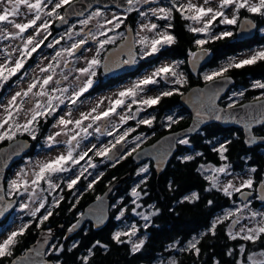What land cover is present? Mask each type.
<instances>
[{
  "label": "snow or ice",
  "instance_id": "6c2138e0",
  "mask_svg": "<svg viewBox=\"0 0 264 264\" xmlns=\"http://www.w3.org/2000/svg\"><path fill=\"white\" fill-rule=\"evenodd\" d=\"M93 2H97V0H93ZM81 3L82 0H0V40L20 41V44L15 47L9 43L0 48V101L6 98V102H0V142H12L16 140L18 134H27L31 140L38 141L43 124L53 119L52 127L57 129L44 137L42 144V147L49 151L56 150V155L35 163L31 160L26 161L25 165L21 166L19 171L15 173L14 178L6 180V187L5 177L0 172V217H3L14 205H18V210L30 217L27 221L20 217L22 223L14 230L7 231L5 228L0 231V261H9V264H50L49 261L42 258L46 253L40 249L27 250L29 253L34 251L36 257H41L39 260L29 259L27 254L23 257L14 258V249L21 243V238L25 236L33 224L37 228L43 226L53 215V209L59 207L60 202L64 200V196L60 195L58 199L53 197L49 201V196L52 193L57 190L63 191L62 185H66L67 189L71 190L77 186L82 177L87 179L85 173L88 176L92 175L88 169H96L97 164L93 163V158L89 156L90 152L96 157L113 159L116 155L113 150L116 149L117 145L123 146L126 138L130 133L135 132L136 128H126L122 133L115 135L114 140L100 147L92 144L86 150H81L82 141L88 140L94 135L97 138L113 136L114 132H117L121 126L128 124L130 120L135 121L137 126L145 125L151 128L156 117L149 114L142 118L141 114L158 105L165 97L177 93L182 95L176 86L187 83L184 73L180 70L182 62L162 64L155 67L150 74L137 78L130 86L118 90L114 97L106 98V101L101 99L90 111L81 112L78 119H72L73 106L82 102L81 97L96 84L95 78L99 68L103 67L107 73L123 65H135L138 59L150 61L152 57L163 55L167 49L177 43V36L173 31L175 27L173 21L177 14L180 19L187 22L185 24L187 31L198 37L194 40L197 51L190 53L194 62H199V60L212 55V49L208 47L210 43L233 39L237 36L236 32L229 30V26L238 24V21L241 20L242 11L252 16L264 18V0H124L123 5H117L118 8L123 7V14L112 12L110 17L106 11L107 5L97 6L93 9V4L88 3L86 8L77 9L76 5ZM88 9L93 10L88 11ZM61 10L64 14H61ZM131 13H136L140 18L135 34H133L130 26L125 25ZM70 15L81 17L77 21L80 26L79 30H76V24H73L58 39L45 44L48 37L52 35V24L55 21H59L62 25L68 24V16ZM22 16L24 19L18 20ZM122 25L126 26L127 35L123 31H117ZM220 26L224 27L221 28ZM256 27L257 25L252 19L245 17L240 24V31H248ZM29 29L32 31L29 32ZM260 31L264 32V28H261ZM42 32L46 35L42 39H37ZM110 33L112 34L110 35ZM65 38L73 42L70 46L55 51L51 61L45 66L37 65L38 74L34 75L31 81L27 83L26 88H21L7 97L2 95L5 92H11V83L18 84L25 77H28L29 69L25 66L33 58V54L41 48V45L54 49ZM117 40L124 42L120 46V51L126 49L128 58L112 61L111 55L104 56L102 64L101 53L106 50L107 45H113ZM90 42L94 43L96 47L94 54L88 58L83 53L91 51L87 47ZM249 53L243 55L242 58L240 55L229 56L222 65L204 73L203 80L208 84L220 82L226 86L232 82L228 75L231 70L264 63V45L249 49ZM81 58L84 60V66L75 67L74 64ZM43 59H48V57H43ZM73 73H75L74 76ZM70 77H72L71 83H69ZM169 83L171 87L163 89L158 87L161 84L167 86ZM252 87L264 90V82L256 80ZM154 89H156L157 94H148ZM222 90L223 87L210 90V112L214 114L213 118L216 120L222 119L219 113L224 111L215 108V99L218 98ZM236 95L243 96L244 92L233 93V96ZM255 99L261 110L259 117L253 116L250 112L241 115L239 119L232 115L228 117L245 125L249 132V138L246 142L250 144L255 143L258 139L252 134V125H264V94ZM229 100H232L231 96ZM105 103L106 107H102ZM61 106L67 109L63 115L59 114L63 111ZM227 107L228 109L235 108V101L229 103ZM199 115L201 114L198 113ZM113 116L119 118V123L110 124ZM22 118L23 122H20ZM166 119L168 127L177 122L172 116H168ZM86 121L87 124H85ZM197 128L198 125H194L186 131L191 133ZM90 129L91 131H89ZM62 136L64 139H59ZM143 139H146L143 134L135 136L132 141L135 146L127 151L126 155H121L119 159H124L133 153H137V157H139L141 153H138L137 149ZM259 139L264 140V136L259 137ZM190 143L191 141L187 136L172 138L174 145H190ZM230 143L231 141L228 140L220 143L218 147H213V151L218 153L221 161L228 160L226 153ZM61 146L65 148L64 151L58 150ZM9 147L16 149L11 153V155H15L18 154V150L27 147V144L17 142L16 145H12L9 143ZM153 148H156V145H153ZM6 151V149H0V158H4L3 154ZM196 155H202V153H196ZM86 157L87 167L81 166V161H85ZM194 158L193 155L177 157L182 162L191 161ZM116 162L118 163L119 160ZM77 166H80L78 171ZM148 171V166L145 165L139 169L137 174ZM197 171L211 173L204 175V179L210 184V187L205 189L206 191H222L227 197L239 193L241 197L238 204L233 201L235 204L233 209L227 210L223 216H217L207 233L202 234V236L207 234L215 236L217 227L226 221H230L227 224L226 235L232 241L239 240L244 243L239 244L238 249L230 248L227 255L233 256L238 251L243 259L238 258L236 264H264V208L257 209L253 203L254 200H258L264 205V180H261L257 187L253 176L249 174L246 179H241L239 185L234 183L235 177L222 182L221 174L225 177L233 175L228 163L219 167L200 165ZM256 171L257 169L254 167L249 170L250 173ZM66 173H70V175L65 176ZM94 182L95 180L89 182V189L92 188ZM143 182L141 181V183ZM138 187L139 185L134 187L131 192V195L137 199L141 196L137 190ZM169 187L171 188V183ZM254 192L256 193L255 196L253 195ZM6 196L9 199L6 200ZM13 197L16 199H11ZM24 197L26 200L21 199ZM101 199V197H97V200ZM199 199V194L194 192L190 196L183 197L181 203L195 202ZM212 203L213 201H208L209 205ZM133 204H135L132 209L133 213L141 216L146 222L150 221L151 216L157 215L159 212L158 209L150 215L137 212L136 209L140 205L136 200H133ZM33 205L35 206L33 207ZM126 210V208L119 209L115 219L120 220L124 217ZM242 220L254 221L255 224L249 226L247 223H242ZM99 222H103V219L101 218ZM79 223L77 221L68 231H73L79 226ZM143 227L147 229L149 224L145 223ZM139 232L140 228L136 224H132L128 231H116L112 239L117 244L130 243L131 252L135 254L143 249L146 242V237L138 238L136 241L132 240V237H136ZM48 233L51 234V229H48ZM124 237H127V240L123 239ZM45 243H47V239H45ZM199 244L200 239L193 237L186 246L181 247L179 241H176L169 245L167 250L178 249L181 252L192 253L199 258L201 256ZM248 244L257 245L258 250L249 252ZM77 246L78 242L73 243L67 250L71 252ZM97 247L105 251L108 250V245L96 241L87 250L88 254L80 258L81 264H89V259L94 255V249ZM50 248L51 252L57 255L65 250L62 244H52ZM161 264H165V262L161 261ZM167 264H178V261L172 258L167 261ZM214 264H220V262L214 261Z\"/></svg>",
  "mask_w": 264,
  "mask_h": 264
},
{
  "label": "trees",
  "instance_id": "16d2710c",
  "mask_svg": "<svg viewBox=\"0 0 264 264\" xmlns=\"http://www.w3.org/2000/svg\"><path fill=\"white\" fill-rule=\"evenodd\" d=\"M241 16L252 17L258 23L259 28L264 27V18L252 16L243 11ZM173 23L175 25L173 31L177 36V43L167 49L163 55L164 57H172L175 60H179L182 64L185 62L183 68L188 73V80L187 83L178 86L180 93L183 94L193 86L203 85L205 81L203 80V75L197 78L194 77L188 67V60L191 58L190 53L197 51V47L194 44L197 36L187 31L185 27L187 22L180 19L178 14ZM256 45H264V35H257L253 40L245 42H238L236 36L233 39L210 43L208 47L212 49V59L204 71L215 69L222 62H225L229 56L237 55ZM228 75L236 80L234 90L244 91L241 101L237 103L241 104L258 97L260 91L250 90L249 87L256 80L264 81V63H258L243 69H234ZM180 97L181 94L178 93L165 97L158 105L149 109L156 117V121L151 128L141 125L139 130V132L143 131L150 136L148 138L149 142L153 143L169 132L178 131L189 126L192 116L188 110L182 107ZM227 103L229 102L225 98L223 105L226 106ZM175 112H179L180 117L176 123L171 125V128L167 129L166 118L168 116L174 117L176 115ZM53 120L43 124L38 141L31 140L27 134L19 135L17 138L29 139L34 142L33 147L35 148L41 142V138L46 137V131ZM129 124H135V122L129 121ZM255 132L257 135H264V126L257 128ZM189 139L191 141L190 145H179L178 152L162 174H158L152 164L149 166L147 173L138 175L140 168L135 165L132 155L121 159L118 163L107 164L102 178L93 185L94 187L88 189L86 199L90 203L111 184L132 172V177L123 181L112 197V204L115 207L112 206L110 221L102 228H96L91 223L87 224L75 235L67 239L65 231L60 230V227L69 228L74 225L72 222L76 221V218H74L76 212H72L71 202L67 199L62 202L59 209H56L55 212L53 211V215L49 218L50 220L46 221L43 226L37 228L33 224L25 236L21 238V243L14 249V258L30 249L38 241L42 232L54 229L58 234L55 244H62L65 249L58 255L48 251L49 260L54 261L56 264H81L80 258L88 254L87 250L96 241L108 245V250L105 251L100 247L95 248L94 255L89 259V264H158L157 259L162 256L167 261L174 258L178 261V264H214V261H219L220 264H236V260L238 258L243 259V257L239 255L238 251L233 256H228L227 251L230 248L238 249V245L244 242L239 240L232 241L228 238L226 228L230 221L218 226L215 236L211 234L202 236V234L207 233L213 220L225 213L231 203V199L225 196L222 191H206L205 189L209 188L210 184L204 179V175L209 173H202L197 171V169L200 165L219 167L224 163H228L231 170L237 174L249 171L254 167L257 171L252 173V175L256 179H260L261 174L264 172V147L256 146L250 148L245 143L243 130L224 128L218 124L206 127ZM228 140L231 141L226 153L228 160L221 161L218 153L213 151V147H218L220 143ZM8 143V141L0 142V147ZM143 146L145 145L143 144ZM33 151L36 152L35 149ZM196 153H202V155H196ZM187 155H193L195 158L187 162L177 159V157ZM12 171L9 172V175H11ZM141 181L144 182L141 183ZM170 183L171 188L169 187ZM137 185H139L137 190L141 193L139 199L131 195L132 189ZM194 192L199 194V200L181 203L183 197L190 196ZM133 200H136L140 205L136 209L137 212L150 215L154 210L158 209V214L151 216L150 221H144L141 216L133 213L132 209L135 207ZM209 200L213 201L212 205L208 204ZM121 208H126L127 210L123 220H117L115 217ZM27 219H30V217H27ZM132 219L137 221V223L139 222L140 232L143 234V238L146 237L143 249L135 254L131 252L130 243L117 244L112 239L113 234L116 231H121L126 226L125 223L130 222ZM145 223L149 224L147 229L143 227ZM193 237L200 239L201 256L199 258L192 253L181 252L178 249L167 250L169 245L176 241H179L181 247L186 246L187 242L192 240ZM123 239L127 240V237ZM75 240L77 241L74 243L78 242V246L69 252L67 249L72 245L70 242ZM247 248L249 252L258 250V246L252 244H248ZM0 264H9V261H0Z\"/></svg>",
  "mask_w": 264,
  "mask_h": 264
},
{
  "label": "water",
  "instance_id": "95a60500",
  "mask_svg": "<svg viewBox=\"0 0 264 264\" xmlns=\"http://www.w3.org/2000/svg\"><path fill=\"white\" fill-rule=\"evenodd\" d=\"M122 2L124 0H97V2H93V0H82L81 4L76 5L77 9L86 8L88 3L93 4V9L97 6L103 7L104 5H107V8H114L117 7V5H123ZM118 8V7H117ZM93 9H88V11H92ZM120 9L123 10V7H120ZM71 11V10H69ZM81 17L70 15L68 16V24H61L59 21L55 23V29L60 31L66 28L70 25V23L74 20L80 19ZM248 19H252L257 27L254 29H250L248 31H240V24L244 21L245 17L240 20L238 27H237V41L238 42H245L248 40H252L256 37L259 26L257 22L251 18L247 17ZM133 34H135L133 30ZM92 43V42H90ZM124 42H120L118 46L112 47L107 53L106 56L111 55L112 61L121 60L124 55H127V50L120 51V46ZM212 55L205 57L202 60H199V62H194L193 58L189 60V70L190 73L194 77H199L201 75V72L209 65L211 62ZM132 70H135L138 66L136 65H130ZM125 65L119 68H115L111 72H105L106 74H110L112 72L121 73L126 72ZM104 70V69H103ZM130 70V71H132ZM232 79V82L227 84L226 86L222 85L220 82H217L215 84H208L204 83L203 85H196L191 87L187 92L183 93L180 97V103L181 105L190 112L192 116L191 123L189 126H187L184 129L169 132L160 138H158L156 141H154L151 144L145 145L137 150L138 153H141L139 157H137V153H133L132 160L134 161L135 165L137 167L146 164L148 161H151L153 163V166L155 170L158 172V174H162L166 171L169 164L171 163L172 159L176 155V153L179 150V145L172 144V138H180V137H191L195 136L198 132L204 130L206 127L218 124L223 126L224 128H238L243 130L244 133V140L248 147L254 148L256 146H264V140H260L259 137H262L263 135H257L255 130L261 126H264L262 124H253L252 125V134L255 135L258 139L255 143H247L246 141L249 138V132L245 128V125L243 123H237L236 119H239L241 115H244L245 113H251L253 116L259 117L261 110L259 108V105L256 100L248 101L239 105H236L233 109H228L227 106H224L222 104V100L228 96V94L232 91V89L236 86V80L230 76ZM217 87H223V90L219 93L218 98L215 99V108L216 109H223L224 111L220 112L219 114L222 116V119L216 120L213 118V115L210 112V90L217 88ZM242 106H254L249 108H244ZM198 113L201 115L198 116ZM205 113H208V115H205ZM230 115L235 116L236 119L228 118ZM194 125H198V128L196 131L188 133L186 130L193 127ZM168 138V139H166ZM19 142L20 144H27V147H23L22 149L18 150V154L11 155L13 151L16 149L10 148L9 143L7 145H4L0 147V149H6V153L3 154L4 158H0V172L5 177V187H6V180L8 179L9 172L14 168L15 165H17L27 153H29L32 150L33 143L29 139L25 138H17L16 140L10 142L12 145H16V143ZM153 145H156V148H153ZM171 145V148H170ZM170 148V151H169ZM116 155L113 159H108L111 163H117L116 160H120L119 157L121 155H125L128 151V146L126 144V141L124 142L123 146L117 145L116 149L113 150ZM7 165L6 167L4 165ZM132 177V172H130L126 177L122 178L121 180H118L111 184L101 195L98 197H101V200H97V198L92 201L83 211V216H80L77 221H79V226L75 228L73 231L69 232V228H65L62 226L60 227V230L65 231L66 238L69 239L72 235L76 234L78 231H80L82 228H84L87 224L91 223L96 228H102L104 227L111 219V211H112V197L114 193L117 191V189L122 185V182L127 180L128 178ZM9 199L6 196V200ZM15 200L16 198H11ZM18 205H14L12 209H9L7 213L3 217H0V223L6 221L11 214L16 210ZM103 219V222H99L100 219ZM76 221V223H77ZM75 223V224H76ZM71 228V227H70ZM41 234H45L42 232ZM56 235V233L54 234ZM45 236H43L41 239H38V241L33 244L30 249H40L44 253L47 254V248L44 250V245L46 244L43 241H45ZM41 241V242H40ZM40 242V245L37 244ZM46 254L42 257L44 260L47 261ZM25 256L22 255L20 257ZM27 256L29 259L39 260L41 257H36L35 252L27 253ZM19 258V257H18ZM50 264H54L53 262H50Z\"/></svg>",
  "mask_w": 264,
  "mask_h": 264
},
{
  "label": "rangeland",
  "instance_id": "374dc122",
  "mask_svg": "<svg viewBox=\"0 0 264 264\" xmlns=\"http://www.w3.org/2000/svg\"><path fill=\"white\" fill-rule=\"evenodd\" d=\"M22 12H23V9H22ZM62 13V12H61ZM109 17L111 15L110 12H107ZM63 14V13H62ZM244 17H248V16H244ZM30 18V17H29ZM24 17H20L18 18V20H23ZM241 19L242 16H241ZM79 19L77 20H74L70 23L69 26H67L66 28H64L63 30H56L54 27H53V24H55L57 21H55L53 24H52V35L48 37V40L45 41V44L49 43V42H53L55 39H58L60 35H62L69 27H71L73 24H76V30H79V24L77 23ZM238 24H239V21H238ZM238 24L236 26H229V30H232L234 32H236V29L235 27H238ZM221 28H223L224 26H220ZM54 28V29H53ZM261 28H264V27H260L259 30H258V33L257 35H264V32H261L260 29ZM32 30L29 29V32H31ZM112 34V33H111ZM110 34V35H111ZM46 35V33H41V36L38 37L37 39H42L43 36ZM256 35V36H257ZM198 38V37H197ZM74 39H78V38H74ZM73 41H70L68 40L67 38H65L64 40L61 41V43L59 45H56L54 49H49L47 47H45L44 45H41V48L38 49L37 53L33 54V58H35V61L33 63L30 64V68H29V65H26L25 67L29 69V75L28 77H25V79L23 81H20L18 84L17 83H11L10 84V88H11V92H5L3 93L2 95L4 97H7L8 95H10L11 93L15 92V91H19L21 88H26L27 87V83L31 81V79L33 78L34 75L38 74V68H37V65L43 67L45 66L47 63H49L51 61V57L55 54V51L59 50L60 48H63V47H68L70 46V44L72 43ZM11 43L14 47L19 45L20 44V41L17 40V41H9V40H0V48H3L5 45ZM262 46V45H261ZM259 45H256L255 47H252V48H249V49H255V48H259L261 47ZM95 47L96 45L95 44H92V43H89V46L88 48L91 49V51H86L83 55L84 56H87L88 58H91V56L94 54L95 52ZM249 49H246L244 52H240L238 53L237 55H240L241 58L243 55H247V54H250L249 53ZM43 57H48V59H43ZM192 58V57H191ZM190 58V59H191ZM189 59V60H190ZM189 60H188V67H189ZM181 62V61H180ZM226 62V61H225ZM170 63H173L170 61V59H164L160 64H157L153 67H150V69L146 68L145 71L141 74H139L137 77L135 78H131V79H127L125 82L121 83L119 86H115V87H112L106 91H103L101 93H98L97 95L95 96H91L89 94H85L83 97H81V101L82 102H78L77 105L73 106V109H72V116L71 118L72 119H78L79 116H80V113L81 112H88L90 111L91 108L95 107L96 104L101 100V99H105L106 101V98H112L114 97V94L120 90L121 88L123 87H128L131 85V83L133 81H135L137 78H142L144 75L146 74H150L155 67H158V66H161L162 64H170ZM224 62L221 63V65L223 64ZM84 66V60L83 58H81L78 62L75 63V67H82ZM216 69V68H215ZM35 70V71H33ZM180 70L184 73V76L186 78V80H188V73L186 71V69L183 68V65L182 63L180 64ZM214 69H207L204 73L206 72H210ZM59 71V69H58ZM203 73V75H204ZM75 75V73H73V76ZM14 81H15V78H14ZM72 82V77H70V80H69V83ZM264 82V81H262ZM160 89H163L165 87H171V84L169 83V85L165 86L163 84H161L160 86H158ZM178 87V86H176ZM243 90H233L232 93L230 94V96L232 97V100L230 101L229 100V97H227L226 99H228V102L231 103L233 101H235V104H237L239 101H241V97L242 96H239V95H236V96H233V93H239ZM244 92V91H243ZM148 94L150 95H155L157 94V91L156 89H154L152 92H149ZM0 102H6V98ZM102 107H106V103L105 105H103ZM61 108L63 109V111H61L59 114L60 115H63L67 109H64V106H61ZM175 116L177 119H179L180 117V114L179 112H175ZM149 114L147 112L145 113H142L141 114V117H146L148 116ZM130 121H133V120H130ZM20 122H23V118L21 119ZM135 122V121H134ZM53 123H54V120H53ZM52 123V124H53ZM116 123H119V118L117 116H113L110 120V124H116ZM136 123V122H135ZM85 124H87V121L85 122ZM145 126V125H144ZM51 129H48V131L46 132V135H49L53 132H55L57 129H54L52 127V125L50 126ZM128 127H134L133 125H130L129 124V121H128V124L126 125H123L121 126L117 132H114V135L113 136H102V137H99L97 138V136H92V137H89L88 140H84L82 141V144H81V150H86L88 147H90L92 144H96L97 147H100L101 145L103 144H107L109 141H112L114 140V136L119 134V133H122L126 128ZM139 128H141L140 126H138ZM136 128V127H134ZM91 131V129L89 130ZM136 131H137V128H136ZM132 132L129 134V136L126 138V144L128 145V151L134 147V143H132V141L134 140V137L137 136V135H140V134H143L144 137H146V139H143L142 142L140 143V146L145 144L147 141H148V138L150 137L148 134L144 133L143 131L142 132ZM20 134H18L17 136H19ZM17 138V137H16ZM61 140L64 139L63 138H60ZM43 140L44 138L41 140V142L39 143V147H37V152L35 155H33L32 157H30L29 159H27L26 161L28 160H31L33 163H35L36 161H40V160H44V159H47V158H50L51 156H54L57 154V151L56 150H53V151H49L45 148L42 147V144H43ZM139 149V148H138ZM137 149V150H138ZM59 151H64L65 148L63 146H61L59 149ZM89 156H91L93 158V163L97 164V168L96 169H91L89 168L88 171L92 173L91 176H88L87 173H85V175L87 176V179H83L86 180L85 183L86 184H89V182L93 181V179L96 177V175H99V173H101V169H102V166L103 165H107V164H111L109 161H108V158L107 157H96L94 156L93 153H89ZM127 157V156H126ZM103 159L102 161L100 159ZM86 160L87 158L85 159L84 163L83 161L81 166H84V167H87V164H86ZM25 162H22L20 164H18V166L14 167L11 175L8 176V179H11V178H14L15 176V173L17 171H19L20 167L21 166H24L25 165ZM143 165L139 166L138 168H141ZM206 166H209V165H206ZM79 167L80 166H77V171L79 170ZM149 169V167H148ZM230 171L231 173L233 174L232 176H229V177H225L223 174H221L220 178L222 180V182H226L227 179H233V177H235L234 179V183H236L237 185H239V183L241 182V179H246L248 177V175H252V173H250L249 171H245L243 173H237L236 175L234 174V172L231 170L230 168ZM142 174H145V173H142ZM211 173L207 174V175H210ZM65 176H68L70 175V173H66L64 174ZM81 178V179H82ZM65 188H63L64 190ZM59 193H62V191H58ZM52 194H55L52 193ZM22 200H26V197L24 198H21ZM35 205H33L34 207ZM135 214V213H134ZM20 217H23V220L25 219L27 221V215L24 214V213H21L18 208L17 210L13 213L12 217L10 218V221L8 222L7 226H1L0 227V231H3L5 228L7 229V231H11V230H14L17 226H19L22 221L19 219ZM24 220V221H25ZM121 220H123V217L121 218ZM139 223V222H138ZM137 221H135L134 219L130 220V222L128 223H125L126 226H124L121 231H128L131 227L132 224H136L138 228H140V224H138ZM242 223H247L249 226H253L255 224L254 221H243L242 220ZM238 230V229H237ZM143 234H141V232L138 233V235L136 237H132V240L133 241H136L138 238H143ZM161 261L165 262V264L167 263V259L163 258V256L161 258H158L157 259V263L158 264H161Z\"/></svg>",
  "mask_w": 264,
  "mask_h": 264
},
{
  "label": "flooded vegetation",
  "instance_id": "af4514ba",
  "mask_svg": "<svg viewBox=\"0 0 264 264\" xmlns=\"http://www.w3.org/2000/svg\"><path fill=\"white\" fill-rule=\"evenodd\" d=\"M122 4H124V2H122ZM106 11L107 12H110V13H112V12H116V13H118V14H123V10L122 9H120V8H117V7H114V8H107L106 9ZM61 12L64 14V12H63V10H61ZM61 13V14H62ZM140 18L138 17V15L136 14V13H131V14H129V16H128V19H127V21L125 22V25L126 26H130L131 27V29L132 30H134V31H136L137 30V22H138V20H139ZM129 20H130V22H129ZM136 20V21H135ZM135 21V22H134ZM161 23H163V22H161ZM125 25H122V27L120 28V29H118L117 31H123V32H125V34L127 35L128 33H127V31H126V26ZM134 26V27H133ZM53 27H54V24H53ZM55 28V27H54ZM53 28V29H54ZM111 34V33H110ZM251 41V40H250ZM120 42H122V40H117L116 41V43L115 44H113V45H107L106 46V50L104 51V52H102L101 53V59H102V64H103V57L104 56H106V53L112 48V47H116V46H118V44L120 43ZM92 44H94V43H92ZM89 45H87V47H88ZM85 53V52H84ZM83 53V54H84ZM128 58V56L127 55H124L123 57H122V59H127ZM172 59V60H175V59H173L172 57H164V55H161V56H159V57H152V58H150V61L149 60H139L138 59V62L135 64L136 66H138L137 68H135V70H132L131 69V66L130 65H125L126 67H125V69L127 70L126 72H121V73H116V72H112V73H110V74H106L105 72H104V70H103V67H101V68H99L98 70H97V77L95 78L96 79V84H94V86H93V88L92 89H90L89 90V92L87 93V94H89V95H91V96H95V95H97L98 93H101V92H103V91H106V90H108V89H110V88H112V87H115L116 85H119V84H121V83H123V82H125L127 79H131V78H135V77H137L139 74H141V73H143L144 71H145V69L146 68H148V69H150V67H153V66H155V65H157V64H160L164 59ZM35 61V58H32V59H30L29 61H28V64L27 65H30L31 63H33ZM183 65V67H184V65H185V62L182 64ZM74 66H75V64H74ZM207 68V67H206ZM130 70H132V71H130ZM205 71L203 70V72H202V74L201 75H203V73H204ZM110 83H112V84H110ZM105 85H108V86H105ZM249 89L250 90H258V91H260L259 93H258V96H261L262 94H264V90H262V89H258V88H253L252 87V85H251V87H249ZM229 97V96H228ZM225 100V99H224ZM224 100H222V104H223V101ZM227 101H228V99H226ZM253 100H256L255 98L254 99H251V100H249V101H253ZM246 102H248V101H246ZM243 103H245V102H243ZM229 103H227V105H228ZM242 104V103H241ZM226 105V106H227ZM236 105H239V104H236ZM147 113H150L151 114V111H148L147 110ZM151 115H153V114H151ZM173 119L174 120H178L177 118H176V116H174L173 117ZM53 123V122H52ZM52 123H51V125H52ZM167 124H168V121H166V128L168 129L169 127L167 126ZM50 125V126H51ZM49 126V128L48 129H51V127ZM134 127H136L137 128V131L136 132H139V130H140V128L135 124L134 125ZM140 127H141V125H140ZM144 127V126H143ZM142 127V128H143ZM171 128V127H170ZM48 131V130H47ZM46 131V132H47ZM140 132H142V131H140ZM25 135V134H24ZM47 136V135H46ZM264 136V135H263ZM60 138H63V136L62 137H60ZM59 138V139H60ZM188 138H190V137H188ZM41 140H42V138H41ZM33 143V145H34V142H32ZM151 142H147L146 144H144V145H147V144H150ZM143 145H141L140 147H139V149L142 147ZM37 147H39V143L37 144ZM37 147H32V150L29 152V153H27L26 154V156L24 157V159H22V161H20V163H22V162H25L27 159H29L30 157H32L33 155H35L36 154V152H34L33 151V149H35L36 151H37ZM261 147H264V146H261ZM87 158V157H86ZM101 161L103 160L102 158L100 159ZM83 163H84V161H83ZM81 164H82V162H81ZM153 163L151 162V161H148L145 165H147L148 167L149 166H151ZM144 165V166H145ZM105 166L106 165H103L102 166V169H101V173H102V175H101V173H99V175H96V177L93 179V180H95V182L93 183V185L96 183V182H98L101 178H102V176H103V173H104V169H105ZM235 175H236V173H234ZM253 176V178H254V180L256 181V186L258 187L259 186V184H260V181L261 180H264V172L261 174V178L260 179H256V177L254 176V175H252ZM85 181L86 180H84L83 178L81 179V181L77 184V186L75 187V188H73V189H71V190H69V189H67V187H65V189L62 191V193H59V192H55V194H52V195H50L49 196V201H51L52 200V198L53 197H56L57 199L59 198V196L60 195H63L64 196V200H62L61 202H60V205H59V207H57V208H54L53 209V211L55 212L56 211V209H59L60 207H61V204H62V202H64L65 200H67L68 199V201L69 202H71V207L73 208V210H72V212L73 211H75L76 212V215L74 216V218H76V221L78 220V218L81 216V213H83V211H84V209L88 206V204H90V202H88V199H86L87 197V192H88V184H86L85 183ZM92 185V187H94ZM253 195L255 196L256 195V193L254 192L253 193ZM96 199V198H95ZM230 199H231V203H230V205H229V207H227V210H229V209H233L234 207H235V204L233 203V201H235L237 204L240 202V200H241V197H240V195H239V193H234L233 194V196L232 197H230ZM77 200H78V203H77ZM93 201V200H92ZM253 203H254V206L257 208V209H261V208H264V205H262L261 204V202L260 201H258V200H254L253 201ZM73 205H75L74 207H73ZM226 210V211H227ZM43 211V210H42ZM225 211V212H226ZM224 214H222L221 216H223ZM74 218H72V219H74ZM27 220H29V219H27ZM50 220V219H49ZM76 221H74V222H72V224H75L76 223ZM8 222H9V220L7 221V222H5V223H0L1 225H0V227L1 226H6L7 224H8ZM90 224V223H89ZM72 227V226H71ZM70 228V227H69ZM45 234H41L40 235V237H39V239H41L43 236H45V238L47 239V243L46 244H43L45 247H44V250H45V248H47V254H46V258H47V261H49V262H53L54 264H56L54 261H51V260H49V258H48V255H49V253H48V251H51V248H50V246L52 245V244H55L57 241V238H58V234L54 231V229L53 230H51V234H49L48 233V231H45L44 232ZM56 233V235H54ZM75 235V234H74ZM73 236V235H72ZM71 236V237H72ZM70 237V238H71ZM77 240H75V241H73V242H70L71 244H73L74 242H76ZM41 242V241H40ZM40 242L37 244L38 246L40 245ZM44 243H45V241H43ZM28 252L27 251H25V252H23L21 255H19L18 257H20V256H22V255H26ZM17 257V258H18Z\"/></svg>",
  "mask_w": 264,
  "mask_h": 264
},
{
  "label": "bare ground",
  "instance_id": "6f19581e",
  "mask_svg": "<svg viewBox=\"0 0 264 264\" xmlns=\"http://www.w3.org/2000/svg\"><path fill=\"white\" fill-rule=\"evenodd\" d=\"M224 99H225V98H224ZM132 155H133V154H132ZM144 165H145V164H144ZM144 165H143V166H144ZM143 166H142V167H143Z\"/></svg>",
  "mask_w": 264,
  "mask_h": 264
}]
</instances>
